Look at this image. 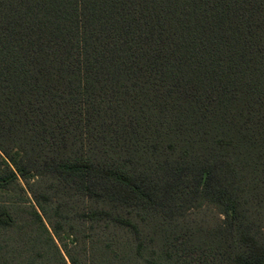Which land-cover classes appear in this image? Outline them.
Masks as SVG:
<instances>
[{"label":"trees","instance_id":"16d2710c","mask_svg":"<svg viewBox=\"0 0 264 264\" xmlns=\"http://www.w3.org/2000/svg\"><path fill=\"white\" fill-rule=\"evenodd\" d=\"M259 210L264 0H0V264H264Z\"/></svg>","mask_w":264,"mask_h":264},{"label":"rangeland","instance_id":"374dc122","mask_svg":"<svg viewBox=\"0 0 264 264\" xmlns=\"http://www.w3.org/2000/svg\"><path fill=\"white\" fill-rule=\"evenodd\" d=\"M21 184H23L22 181H20ZM258 191H260L261 187L260 184H258L257 187ZM247 193H245L246 195ZM28 198L31 199V195L30 193H27ZM32 201V199H31ZM249 209H252L251 205H248ZM260 214H262L261 216H263V212L261 210H259ZM188 215V219L190 221V224L193 228H210L212 226H214L215 224H218L216 222H220L222 216H218L216 210L210 206V205H204L203 207L199 208V209H192L191 211H189L187 213ZM262 219V218H261ZM260 219V220H261ZM47 227L49 228V224L47 223V221L44 219ZM50 229V228H49ZM65 236H67V232L65 230H63ZM43 235V232L41 229H38V236L41 237ZM56 239V238H55Z\"/></svg>","mask_w":264,"mask_h":264}]
</instances>
